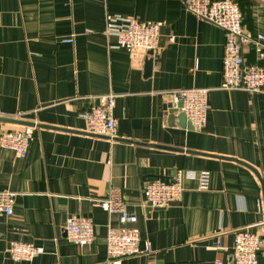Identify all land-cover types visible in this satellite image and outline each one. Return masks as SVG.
I'll return each mask as SVG.
<instances>
[{"label": "crops", "instance_id": "obj_1", "mask_svg": "<svg viewBox=\"0 0 264 264\" xmlns=\"http://www.w3.org/2000/svg\"><path fill=\"white\" fill-rule=\"evenodd\" d=\"M240 7L245 29L264 35V0ZM115 13L158 23V47H114ZM225 41L182 0H0V117L14 119L0 133L36 126L25 157L0 146V190L16 193L12 213L0 211V264H104L110 227L151 243L120 264H234L237 230L264 237V92L222 87ZM244 56L263 62L264 49ZM193 87L209 89L202 130L170 107L172 92ZM108 94L115 137L89 133L81 114ZM177 169L209 171L208 189L186 180L178 203L148 211L147 182ZM110 187L123 190L127 220L94 202ZM72 216L94 220L93 242L67 238ZM16 242L44 252L13 259Z\"/></svg>", "mask_w": 264, "mask_h": 264}, {"label": "built area", "instance_id": "obj_2", "mask_svg": "<svg viewBox=\"0 0 264 264\" xmlns=\"http://www.w3.org/2000/svg\"><path fill=\"white\" fill-rule=\"evenodd\" d=\"M182 1L197 17L208 20L225 31L222 87L227 90L244 89L251 93L264 92V59L263 62L251 64L246 62L244 56L245 48L249 45L264 49V35L254 36L245 29L240 4L236 0ZM106 33L117 38L114 47L127 46L149 52L158 47L160 25L115 13L107 18ZM67 41L72 42L73 39ZM114 102V94L103 95L98 103L82 111L89 133L116 136ZM170 107L182 112L195 129L202 130L208 121L209 89L193 87L174 91L171 94ZM35 131V125H25L20 130H4L0 133V146L25 157L29 144L35 137ZM192 179L198 180L200 189H208L210 173L177 169L172 176L153 177L144 187V205L167 208L178 203L183 197L186 180ZM15 196L13 191L0 190V211L11 214ZM93 200L109 213L119 215L121 220L128 219L126 196L121 188L110 187L105 195ZM259 206L262 207L261 202ZM65 230L67 238L77 245L95 240V222L91 217L72 216L68 219ZM141 240V234L136 229L117 230L110 227L106 237L107 259L104 264H120L125 257L151 251L150 241L145 239L144 247L141 248ZM263 248L264 237L249 227L239 229L234 236L233 263L258 264ZM43 250V247L16 242L10 246L9 254L13 259L30 260L43 253Z\"/></svg>", "mask_w": 264, "mask_h": 264}, {"label": "water", "instance_id": "obj_3", "mask_svg": "<svg viewBox=\"0 0 264 264\" xmlns=\"http://www.w3.org/2000/svg\"><path fill=\"white\" fill-rule=\"evenodd\" d=\"M151 67V61H148V66L147 68L150 69ZM0 119H5V120H10V121H14V119H8V118H5V117H0ZM19 122H23L25 125H30L31 123H28V122H25V121H19ZM152 209L151 206L148 207V211H150Z\"/></svg>", "mask_w": 264, "mask_h": 264}, {"label": "trees", "instance_id": "obj_4", "mask_svg": "<svg viewBox=\"0 0 264 264\" xmlns=\"http://www.w3.org/2000/svg\"><path fill=\"white\" fill-rule=\"evenodd\" d=\"M239 4L241 3L242 0H236ZM242 10V9H241Z\"/></svg>", "mask_w": 264, "mask_h": 264}]
</instances>
